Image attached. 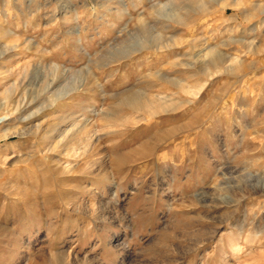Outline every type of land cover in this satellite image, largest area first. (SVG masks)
<instances>
[{
  "label": "rangeland",
  "instance_id": "rangeland-1",
  "mask_svg": "<svg viewBox=\"0 0 264 264\" xmlns=\"http://www.w3.org/2000/svg\"><path fill=\"white\" fill-rule=\"evenodd\" d=\"M0 264H264V0H0Z\"/></svg>",
  "mask_w": 264,
  "mask_h": 264
},
{
  "label": "bare ground",
  "instance_id": "bare-ground-1",
  "mask_svg": "<svg viewBox=\"0 0 264 264\" xmlns=\"http://www.w3.org/2000/svg\"><path fill=\"white\" fill-rule=\"evenodd\" d=\"M157 42L159 43V41H157ZM161 43H163V42H161ZM217 64H218V61L216 59H214V60H211L209 62L208 66L216 68L218 66ZM207 69L208 68L206 67L205 68V72L207 71ZM201 71L202 70L200 69V73H201ZM203 73H204V71H203ZM162 78H163V81L168 83V81L164 77H162ZM169 83H171V82H169ZM156 85H158V84L156 83ZM178 87H179L180 90H183V88H184V86H181V85L180 86L178 85ZM118 105L120 107H127V108H130L132 110H140V111L142 110V111L148 112V113H150L151 111H153V112H156V111L159 112L160 111L162 113L163 111L165 112V111H168V109H170V108H168L169 106L163 105L161 103V101L158 100L157 98H154L152 96H145V95H143L141 93H138V92H132L131 90H129V91L125 92V93H122V95L118 98ZM180 105H181V103H180ZM175 131L176 130L171 131V134H173ZM167 136H169V135H166L165 132L159 133V134L155 135V137L152 138L151 145L148 142H147V144L143 145L142 147L144 149H143V152L140 154L141 158H145L147 156H151V155H144V154L146 152H150V150L153 149V146L155 147V143H158L159 141L165 139ZM137 153H138V151H137ZM112 161H113V166L115 167V166L123 164L124 162L126 163L128 161V159H127L126 156H118L117 155L116 157H114V160H112ZM232 247H237L236 243H233Z\"/></svg>",
  "mask_w": 264,
  "mask_h": 264
}]
</instances>
